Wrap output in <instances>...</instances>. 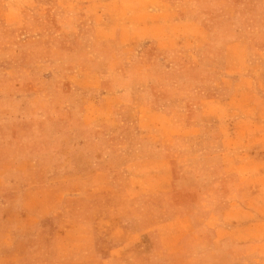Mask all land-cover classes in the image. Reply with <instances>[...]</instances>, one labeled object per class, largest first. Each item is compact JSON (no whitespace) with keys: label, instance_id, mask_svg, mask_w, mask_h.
I'll use <instances>...</instances> for the list:
<instances>
[{"label":"rangeland","instance_id":"obj_1","mask_svg":"<svg viewBox=\"0 0 264 264\" xmlns=\"http://www.w3.org/2000/svg\"><path fill=\"white\" fill-rule=\"evenodd\" d=\"M87 87L203 109L145 112L138 133ZM147 129L172 173L158 230L142 239L128 224L135 175L106 173L150 166L119 153ZM247 179L261 235L264 0H0V215L38 243L19 264H259L231 204Z\"/></svg>","mask_w":264,"mask_h":264},{"label":"crops","instance_id":"obj_2","mask_svg":"<svg viewBox=\"0 0 264 264\" xmlns=\"http://www.w3.org/2000/svg\"><path fill=\"white\" fill-rule=\"evenodd\" d=\"M85 91V95L88 99L99 97L100 94H103L105 96H113V102L109 104V110H111L113 118H115V120L117 119L118 121H121V123L126 125V127H132L131 131L137 130L138 133L141 129L140 122L142 121L143 117H145V112H151V114H154V116L159 117V113L166 110L176 109L185 112L192 109H203V104L199 106L200 108H192L191 103H187L185 98H183L182 102L183 107L179 106L177 108H171L167 105L169 103V100H163L162 103H160L161 98H157L154 95L153 97L151 96L150 98H148L149 100L146 99L148 101L145 100V102H141L140 100L122 102L121 99L125 98L123 96L128 94L131 95L134 93V90L132 89H130L129 91L104 90V92H100V90L98 89L87 87L85 88ZM136 91L138 90H135V92ZM208 98L205 97L206 102L208 101ZM210 101H213V99ZM147 133L149 134L146 136L145 134L140 132L141 138H139V134L136 145L133 147L126 146V148H120L119 153L121 158L125 157L124 155L132 156V158H134V162H140L150 166H145V169L142 167H138V169H140L135 173H126L124 170H122V172L120 173H118L116 170L108 171V173H106L107 177L109 178L111 176L114 178L116 176L121 178V173H123L124 178L128 180L129 174L135 175L138 184H136L135 187L137 193L135 196L136 198L133 200V203L136 207L135 212L137 213L138 217L136 218V221L129 222L128 224L136 228L135 232L140 234L142 239L145 237L150 238L151 234L158 230L154 227L155 225L153 221L155 217L152 216L154 214H159L160 209L164 206H167L166 200H168L167 196L169 195L172 173V167L170 163L171 161L170 159H168V156L154 154V152L159 147H161L160 145H158V143L160 142L157 141V144H152V142H150L151 140L149 141L146 138L153 135L152 130L149 131L147 129ZM161 138V142L163 141L162 147L165 148V145H168L170 143V140H166L165 135H162ZM111 150L112 148H106V151ZM116 157L117 156H115L114 151L106 154V158L115 159ZM120 186V190L122 191L123 184L121 183ZM256 187L257 185L253 184L248 179L242 184L239 183L237 191L239 192V195L237 196V198L231 200V204L240 209V212L238 214H240L241 216H243L244 213H247L246 216L240 218L239 221L241 224H243L245 229H247L248 234H246L245 236L244 234H242L241 236L243 239L248 240L244 245L247 247V256L249 257V260H254L253 262L255 263L264 264V234L255 235L252 233L254 232L256 223V215L253 212L255 192L257 189ZM163 203H165V205H163ZM170 212L173 216L181 213L180 210L175 207H170ZM141 215L143 218L139 219ZM177 217L182 220H186L187 218H189V214L185 211ZM14 221V218H10V216L0 215V264H19L22 260H24V258L31 256L38 249L37 240L31 232L24 230L23 233L20 232V235H17V232L14 228ZM157 224H159V221H157ZM125 227L128 226L123 225L120 228L124 230ZM19 236L22 241L16 244ZM108 242L112 241L108 240ZM100 245L97 248L101 249L102 246ZM123 246L124 244H119L112 247L111 250H105V252L99 250V252L95 253L111 254L114 251L112 249L121 251Z\"/></svg>","mask_w":264,"mask_h":264}]
</instances>
